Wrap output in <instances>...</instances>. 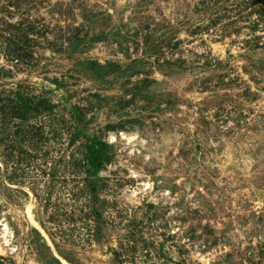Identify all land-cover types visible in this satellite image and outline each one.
Listing matches in <instances>:
<instances>
[{"label":"rangeland","instance_id":"rangeland-1","mask_svg":"<svg viewBox=\"0 0 264 264\" xmlns=\"http://www.w3.org/2000/svg\"><path fill=\"white\" fill-rule=\"evenodd\" d=\"M0 264H264V0H0Z\"/></svg>","mask_w":264,"mask_h":264},{"label":"bare ground","instance_id":"bare-ground-1","mask_svg":"<svg viewBox=\"0 0 264 264\" xmlns=\"http://www.w3.org/2000/svg\"><path fill=\"white\" fill-rule=\"evenodd\" d=\"M113 138H115V136L113 137ZM135 137L134 136H131V137H127V141H129V142H132V140L134 139ZM145 185H149V183H145Z\"/></svg>","mask_w":264,"mask_h":264}]
</instances>
